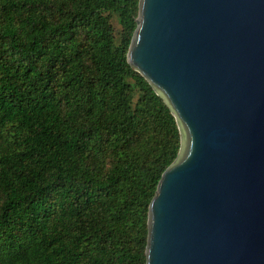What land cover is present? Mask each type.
Segmentation results:
<instances>
[{"label": "trees", "instance_id": "16d2710c", "mask_svg": "<svg viewBox=\"0 0 264 264\" xmlns=\"http://www.w3.org/2000/svg\"><path fill=\"white\" fill-rule=\"evenodd\" d=\"M137 13L0 0V264H145L148 206L181 140L127 63Z\"/></svg>", "mask_w": 264, "mask_h": 264}, {"label": "water", "instance_id": "95a60500", "mask_svg": "<svg viewBox=\"0 0 264 264\" xmlns=\"http://www.w3.org/2000/svg\"><path fill=\"white\" fill-rule=\"evenodd\" d=\"M135 22L127 63L181 140L145 264H264V0H138Z\"/></svg>", "mask_w": 264, "mask_h": 264}, {"label": "rangeland", "instance_id": "374dc122", "mask_svg": "<svg viewBox=\"0 0 264 264\" xmlns=\"http://www.w3.org/2000/svg\"><path fill=\"white\" fill-rule=\"evenodd\" d=\"M113 25H114L115 28L118 29L119 26H118V24L115 21H113Z\"/></svg>", "mask_w": 264, "mask_h": 264}]
</instances>
